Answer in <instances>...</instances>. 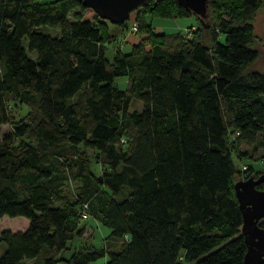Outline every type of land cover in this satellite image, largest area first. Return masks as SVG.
<instances>
[{
  "label": "trees",
  "instance_id": "trees-1",
  "mask_svg": "<svg viewBox=\"0 0 264 264\" xmlns=\"http://www.w3.org/2000/svg\"><path fill=\"white\" fill-rule=\"evenodd\" d=\"M262 5L209 0L200 21L176 0H150L128 28L84 20L81 0H0V220L29 222L0 230V264H243L234 185L264 173L243 164L264 150ZM147 13L194 16L196 29L157 34ZM133 24L146 37L124 52ZM18 105L28 112L15 120ZM88 219L109 235L70 251Z\"/></svg>",
  "mask_w": 264,
  "mask_h": 264
},
{
  "label": "rangeland",
  "instance_id": "rangeland-1",
  "mask_svg": "<svg viewBox=\"0 0 264 264\" xmlns=\"http://www.w3.org/2000/svg\"><path fill=\"white\" fill-rule=\"evenodd\" d=\"M80 14H82V17L84 20H93L95 19L96 15L89 9H80L78 11ZM137 12L139 10L133 11L130 13L128 20L125 22V26L130 28L131 24L135 21L137 17ZM71 18V16H70ZM149 24L152 26L153 30L157 34L165 33V34H174V33H181L185 34L186 30L189 28L190 25L197 24V20L194 16L190 18H179V19H164L160 17H153L150 14H146L144 16V25L149 26ZM255 32L258 36V43H257V50L259 52V59L258 61L253 65V69L256 71H264V0L263 5L260 11L258 12V15L255 20ZM58 30L52 31V34H56ZM146 36L144 32L139 33H131L129 30L124 33V36H120V38H125V44H123L121 47V50L124 52H129L131 48L134 45H138L142 39H144ZM119 39V38H118ZM223 36L220 37V42H223ZM26 44V42H24ZM116 44H107L106 45V51L105 55L108 59V61H112L113 55L116 49ZM34 57V56H31ZM115 85L119 90H124L126 88V79L124 77H118L114 81ZM142 109V104L140 102L136 103L133 102L130 104L129 111H140ZM28 112V109L25 106L18 105L14 111L13 116L15 120L20 119L23 115H25ZM10 131L9 126H1L0 127V141L2 140L3 136L7 134ZM241 150H244L243 147ZM232 161L235 165V167L239 168V163L236 161L235 157L231 156ZM261 159H264V150H259L257 154L254 155L253 159L244 161L243 164L252 165L253 169L255 171H261L264 170V165L261 161ZM264 161V160H263ZM93 163V162H92ZM92 172L94 174H99V167L95 164H92ZM75 183L71 184L67 187V190L70 192L71 196H73V189L75 187ZM23 220L27 222L25 218L18 217V218H8L3 217L0 220V230L6 231L10 230L11 232L15 233L18 231H23L25 226H23ZM85 225L87 226L84 230V234L81 238H78L74 240L71 243V250H79L84 248H96L99 249L103 245V238L107 237L110 233V230H108L105 227H102L100 225H97L94 220L88 219L85 222ZM3 253V248L0 247V256ZM70 252H67L66 255L68 256ZM107 261V258H102L97 260L96 262H93L92 264H105ZM25 264H33L32 262H25Z\"/></svg>",
  "mask_w": 264,
  "mask_h": 264
},
{
  "label": "water",
  "instance_id": "water-1",
  "mask_svg": "<svg viewBox=\"0 0 264 264\" xmlns=\"http://www.w3.org/2000/svg\"><path fill=\"white\" fill-rule=\"evenodd\" d=\"M200 21L208 18L209 0H176ZM150 0H81L100 20L112 25L124 24L131 12L149 5ZM264 182V173L234 185L235 197L242 218L241 235L246 247L243 264H264V232L259 226L264 219V190L255 187Z\"/></svg>",
  "mask_w": 264,
  "mask_h": 264
},
{
  "label": "built area",
  "instance_id": "built-area-1",
  "mask_svg": "<svg viewBox=\"0 0 264 264\" xmlns=\"http://www.w3.org/2000/svg\"><path fill=\"white\" fill-rule=\"evenodd\" d=\"M195 29H196L195 26H192L190 30H189V28H188V29L186 30V33L184 34V37L189 39V38L191 37V32H192V31H195ZM136 31H137V26H136L135 24H133L132 27H131V29H130V32H131V33H135ZM123 42H124V39L120 40V41H119L120 45H122ZM262 163H263V165H264V161H262ZM242 169L245 170L246 167H242ZM86 208H87V205H84V206H83L82 215H81L83 219H86V218H87V217H86V214H85V209H86ZM180 260H182V258H180Z\"/></svg>",
  "mask_w": 264,
  "mask_h": 264
},
{
  "label": "crops",
  "instance_id": "crops-1",
  "mask_svg": "<svg viewBox=\"0 0 264 264\" xmlns=\"http://www.w3.org/2000/svg\"><path fill=\"white\" fill-rule=\"evenodd\" d=\"M194 25V24H193ZM23 226H25L24 228L26 229L27 228V226H28V224H29V222H28V220H27V222H25L24 220H23ZM96 223V222H95ZM97 224V223H96ZM87 227V226H86ZM24 229V230H25ZM10 231V230H9Z\"/></svg>",
  "mask_w": 264,
  "mask_h": 264
}]
</instances>
